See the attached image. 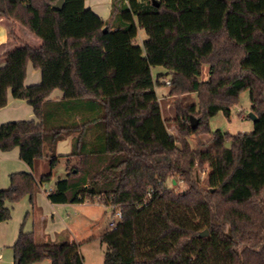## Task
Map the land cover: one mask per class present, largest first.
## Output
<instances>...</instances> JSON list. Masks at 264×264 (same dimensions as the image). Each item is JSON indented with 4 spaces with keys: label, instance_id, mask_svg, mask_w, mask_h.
Here are the masks:
<instances>
[{
    "label": "trees",
    "instance_id": "obj_1",
    "mask_svg": "<svg viewBox=\"0 0 264 264\" xmlns=\"http://www.w3.org/2000/svg\"><path fill=\"white\" fill-rule=\"evenodd\" d=\"M55 1L0 0V17L41 40L1 55L0 108L10 89L38 121L1 123L0 150L18 146L29 167L35 158L50 167L40 180L27 171L8 174L0 220L10 217L5 202L27 194L33 203L59 161L58 141L73 133L67 155L74 161L47 198L121 211L101 235L103 264H264V0H111L107 18L84 0H65L60 10L52 9ZM139 29L141 44L133 42ZM28 61L41 71L39 83L23 84ZM155 65L167 72L154 78ZM167 74L168 95H196L174 103L175 133L155 90ZM54 88L62 98L47 99ZM244 89L257 117L253 130H211L209 117L229 116ZM178 179L181 189L166 185ZM56 238L45 244L62 249L61 264H84L80 243ZM35 244L20 227L15 262L23 264V248Z\"/></svg>",
    "mask_w": 264,
    "mask_h": 264
},
{
    "label": "rangeland",
    "instance_id": "obj_2",
    "mask_svg": "<svg viewBox=\"0 0 264 264\" xmlns=\"http://www.w3.org/2000/svg\"><path fill=\"white\" fill-rule=\"evenodd\" d=\"M144 38H146V34L142 29H139L133 42L141 44ZM151 71L153 77L156 78L159 74L166 73L167 69L164 66L155 65L151 67ZM207 75L208 65L203 63L202 77L206 78ZM169 78V74L165 75L164 78H161L160 81L162 83L156 86L155 90L158 98L161 100L163 117L166 119L168 130L171 133H175L174 125L171 120L175 114L174 103L177 101L182 103L195 102L196 95L195 93L178 97L168 95L169 85L166 84L165 81L169 80ZM250 104L249 90L244 89L239 93L238 101L232 106L229 116H226L222 111H218L216 114L209 117L208 122L211 130L219 128L222 131H228L230 133L251 132L253 130V121L249 116ZM206 138V135L202 136V140H206ZM59 152V161L52 169L51 179L44 184V187L47 190H50L49 187L52 186L58 178L64 177L65 175V152H67L65 142L60 144ZM68 161L73 162L74 158L71 157ZM26 170V163L22 160H14L10 162L0 160V187H6L8 185L9 172ZM196 177H198L197 174ZM199 179L204 183L205 174L203 172L200 173ZM166 185L174 190H179L182 188V181L179 179L177 182L167 180ZM39 193H41L40 195H43L44 192L39 188L34 195L33 203H30L27 194L21 196L13 203H10L9 201L6 202V206L10 208V217L6 220H0V264H12L13 251L15 253L12 243L15 240L17 228L21 221L24 220L23 226L27 229L32 224V219L35 221L38 219V217H34L32 212L36 208L35 206H38L37 195ZM46 201L48 202V200ZM51 205L53 206H49L46 210L45 205L39 203L43 215H47L46 225H48L49 236L53 239H57L56 237L59 239V237L69 234V237L72 239L73 235L71 233H73L81 240L82 238H85L81 241L79 247L84 258V264H103L106 243L101 240L99 234L107 228V222L111 217V212L107 211L104 206H98L97 203L92 202H87L82 205H76L73 203H53ZM95 220L96 223H94ZM35 240H37L36 242L39 241V239ZM28 264H49V261L47 259H42L31 263L29 261Z\"/></svg>",
    "mask_w": 264,
    "mask_h": 264
},
{
    "label": "crops",
    "instance_id": "obj_3",
    "mask_svg": "<svg viewBox=\"0 0 264 264\" xmlns=\"http://www.w3.org/2000/svg\"><path fill=\"white\" fill-rule=\"evenodd\" d=\"M110 2L111 0H84V5L85 7L90 8L99 17L107 18L110 14ZM21 43H26L32 47H38L41 45V40L40 38L35 36L32 32H30L27 28H25L23 25L19 23H13L4 17H0V65H3L4 63L3 59L1 58V55L7 50L11 49L12 47L18 44H21ZM40 80H41V71L33 67L32 63L28 61L26 64L25 78H24L23 84L24 85L35 84V83H39ZM62 95L63 93L59 88H54L50 92V94L47 96V99L49 100L60 99L62 98ZM20 119H33L35 121H38V118L35 116L33 112L32 106L25 99L13 97L10 89H8L7 90V103L5 106L0 108V124L6 121L20 120ZM73 139H74V134L73 133L69 134L64 139L59 140L56 146V151L59 154L60 144L62 142L66 143V151H67L65 152L66 163L71 158L67 154L69 153L71 149ZM0 160L8 161V162L14 161V160H21L19 157V147L15 146L10 150H5V151L0 150ZM26 166H27L26 171L31 172L36 180H40L42 175L47 174L50 171L49 163L42 158H35L33 160L31 167H29L27 164ZM65 172H66V164H65ZM8 182H9V177H8ZM44 184L45 182L41 183L40 185V189L44 193L43 195H40L41 193L37 195V201H38L37 205L39 206V203H42L45 205V208L47 210L49 206H53L51 205L53 203H51L47 198L48 190L44 187ZM53 186H54V183L49 188L52 189ZM6 187L2 186L0 187V189L6 188ZM28 200H29V196H28ZM46 200H48V202ZM10 203H13V202H10ZM85 203H87V201L73 203V204L82 205ZM62 204H65V203H62ZM97 204L98 206H104L107 211L111 212L110 206H106L104 204H99V203ZM5 205H6V202H5ZM38 206H35L36 208L32 212L34 217H38V219L36 221L32 219V224L27 229H25L23 226L24 225V220H23L21 221L20 225L17 228L15 240L17 238L20 227H22V229L26 232H32L34 234V238L39 239L38 242H36L37 240H35V242L39 244H35L33 246H26L23 248L22 255H21L23 264H28L29 261L31 263L33 261L42 260V259H47L49 261V264H61L62 249L58 245L45 244V243H49L53 241L54 239L51 238L48 233V228H47L48 225H46L47 215H43L42 209H40V206L39 207ZM94 223H96V220ZM105 230L106 228L101 232V234H99L100 237ZM71 234L73 235V239H75L80 244H81V241L85 239V238H82L81 240L77 238V236H75L73 233ZM67 238H70L69 234H66L63 237L61 236L60 241L66 240ZM14 242L12 243V246ZM15 263H16L15 253L13 251L12 264H15Z\"/></svg>",
    "mask_w": 264,
    "mask_h": 264
},
{
    "label": "water",
    "instance_id": "obj_4",
    "mask_svg": "<svg viewBox=\"0 0 264 264\" xmlns=\"http://www.w3.org/2000/svg\"><path fill=\"white\" fill-rule=\"evenodd\" d=\"M64 2H65V0H56V1L51 5V7H52V9L60 10V9L63 8V6H64ZM152 2H153L155 5L158 4L157 0H152ZM103 30L106 31V28H104ZM249 116H250V118H251V120H252L253 122L257 119L256 115H255L252 111L249 112ZM197 122H198L197 118L194 117L193 115H190V126H191L192 128H195V127L197 126ZM173 182H175V180H173ZM206 234H207V229H204V230H202V231L199 233V235H201V236L206 235ZM15 264H22V263L17 262V263H15Z\"/></svg>",
    "mask_w": 264,
    "mask_h": 264
},
{
    "label": "built area",
    "instance_id": "obj_5",
    "mask_svg": "<svg viewBox=\"0 0 264 264\" xmlns=\"http://www.w3.org/2000/svg\"><path fill=\"white\" fill-rule=\"evenodd\" d=\"M165 83L168 84V83H169V80H166ZM147 197H150V192L148 193V196H147ZM146 199H147V198H145V199L142 201V203L145 204V203H146ZM142 203H141V204H142ZM139 205H140V203H139ZM111 209H112V208H111ZM121 218H122V213H121V211H120L119 209H117V210L111 212V217H110V219L108 220L107 225L110 226V227H114V226H116L117 222H118Z\"/></svg>",
    "mask_w": 264,
    "mask_h": 264
}]
</instances>
